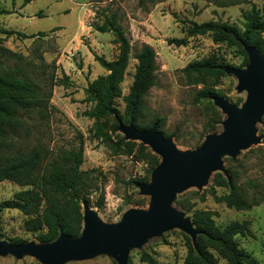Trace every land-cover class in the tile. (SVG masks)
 Listing matches in <instances>:
<instances>
[{"label": "rangeland", "instance_id": "rangeland-1", "mask_svg": "<svg viewBox=\"0 0 264 264\" xmlns=\"http://www.w3.org/2000/svg\"><path fill=\"white\" fill-rule=\"evenodd\" d=\"M222 3H226L224 6ZM2 8L11 11L0 15V29L22 32L5 34L0 32V47L20 55L1 54L7 63L21 67L24 74L36 80L43 98L47 99L46 113L38 110L24 114V125L12 138L14 150H30L41 147L46 153L43 167L58 157L61 151L77 148L78 134L84 136V163L81 169L89 175L84 193L89 195V206L104 223H120L134 209H146L150 196L141 193L138 185L130 184L135 178L144 177L148 169L145 162L136 161L125 154H114L109 147L93 140L90 128L94 120L86 115L92 103L86 100L88 83L107 70L95 59V55L107 60L117 57L119 47L111 33H102L93 27L101 23V13H116L132 46V55L143 44L151 45L156 51V84L144 97L146 110L141 123L150 126L154 117H164L163 130L171 136L180 151L197 149L205 137L224 130L226 118L212 99L195 101L196 94L204 87L214 88L217 96L224 97L236 106L246 100L247 91L239 92L238 78L233 74L216 79L206 78L204 83L195 84L186 78L182 69L192 61L216 55L237 68L243 67L244 56L237 47L215 44L210 35L189 36L191 21L198 23L221 20L243 28L244 14L253 7L264 12V0H219L218 4L207 0H0ZM43 32L44 35L39 33ZM35 35V36H32ZM187 38L182 45L170 43L172 39ZM137 60L131 58L127 75L122 83L123 95H127L133 82ZM217 84L214 85V83ZM124 112L122 98L116 100ZM221 122H218L220 121ZM258 144L241 150L235 158H224L225 167L236 174L238 185L251 198L256 192L264 197V119L257 123ZM119 133L124 135L120 130ZM139 142V141H138ZM149 147V146H148ZM150 148V147H149ZM151 149V148H150ZM213 172L201 188H188L179 193L191 212L175 207L192 218L196 210H209L219 226L235 220H251L252 237H237L240 247L264 264V201L250 210L229 208L223 201L214 198L209 189ZM249 182L258 185L252 189ZM15 182H0V202L11 199L14 193L27 189ZM219 197L229 192L227 187H215ZM101 192L106 195L102 208L96 206ZM205 193L201 201L196 194ZM144 202L143 204H139ZM84 212V208H83ZM26 216L16 209L0 210V239L11 242L41 243V231L30 232L24 222ZM143 252H150L160 264H182L187 253L184 233L172 229L160 236L152 237L141 247L130 251L129 261H141ZM0 264H40L32 255L17 258L9 253L0 255ZM64 264H118L108 253H97L85 259L65 261ZM219 264L226 260L219 258Z\"/></svg>", "mask_w": 264, "mask_h": 264}, {"label": "trees", "instance_id": "trees-1", "mask_svg": "<svg viewBox=\"0 0 264 264\" xmlns=\"http://www.w3.org/2000/svg\"><path fill=\"white\" fill-rule=\"evenodd\" d=\"M31 1L24 0V5ZM207 1L219 3V0ZM224 5L226 3L219 6ZM3 13H11V11L0 5V15ZM101 16L102 22L94 23L93 27L99 32L111 33L114 36L113 42L119 47V52L112 60L95 55L96 61L107 70V73L97 76L88 83L85 89L86 100L92 103V108L86 111V115L94 120L89 131L93 140L105 144L114 154H125L136 161L145 162L148 165L146 175L132 179L130 184L147 183L150 181L152 170L159 164L161 158L142 142L126 139L119 133V124L121 121L124 124L132 121L139 129H150L155 126L166 137H171L163 130L166 124L164 117H154L150 126H144L141 123L146 110L144 97L156 84V51L151 45L143 44L140 50L132 55L130 40L116 13L103 12ZM244 19L243 28L221 20L201 23L191 21L187 33L189 36L207 34L211 36L215 44L237 47L244 56L243 67H246L249 59L243 46L244 42L256 47L264 55V12L253 7L244 14ZM0 32L27 36L22 32L11 30L0 29ZM39 34L44 35L43 32ZM186 42L187 38L170 41L177 45ZM0 51L3 52L1 54L21 58L20 55L5 47H0ZM132 57L137 60L133 82L128 94L123 95L122 83ZM230 67L234 66L213 55L188 63L182 72L189 81L201 84L206 78L220 79L226 76L228 74L226 69ZM43 94L36 80L25 75L21 67L7 63L0 56V182L9 180L19 186H28L27 189L15 192L11 199L0 202V210L21 211L27 217L24 222L25 228L30 232L41 231L40 242L50 243L55 241L61 233L69 234L73 238H78L82 234L83 202L91 204V199L84 193L89 175L81 169L84 163L82 133L78 134L77 148L61 151L58 157L45 167L43 165L47 153L41 147H34L28 151L13 148L12 138L23 128L24 114H30L35 110L39 113H46L47 99L49 100L52 95L49 92L45 100ZM213 96H216L215 89L204 87L196 94L195 101L209 100ZM118 98H122L125 103L124 112L116 104ZM211 181L209 193L214 198L223 201L229 208L250 210L264 201V197L259 198L256 192L251 198L248 197V193L238 185L236 174L230 169L229 179L225 173L217 172ZM249 183L252 189L258 187L253 182ZM215 187H227L229 192L219 197ZM196 194L200 196L201 201L205 200V193L196 192ZM105 200L106 195L101 192L96 206L102 208ZM185 202L187 201L178 196L174 203L181 209L191 212L193 205ZM216 214L209 210L194 211L191 220L200 233L194 244L191 237L182 231L187 247L182 264H219V258L225 259L226 264H260L255 256L240 247L237 242V237L253 236L251 220H235L219 226L214 219ZM11 242L13 244L24 243L19 239H12ZM141 261L146 264H160L150 252H143ZM128 264L133 263L128 260Z\"/></svg>", "mask_w": 264, "mask_h": 264}, {"label": "water", "instance_id": "water-1", "mask_svg": "<svg viewBox=\"0 0 264 264\" xmlns=\"http://www.w3.org/2000/svg\"><path fill=\"white\" fill-rule=\"evenodd\" d=\"M243 46L249 59L247 66L230 67L226 72L238 78L237 89L247 91L246 100L236 106L224 97L213 96L214 104L226 114L222 122L224 130L207 135L197 149L178 150L172 138L155 126L139 129L132 121L120 122L119 130L126 139L142 142L161 158L151 172L150 181L138 184L141 193L150 196L149 208L131 210L120 223L108 224L83 202V230L78 238L61 233L50 243L20 244L0 239V255L11 253L21 258L28 254L41 264H64L108 253L118 264H128L132 249L172 229L188 234L196 244L200 231L185 212L175 207L177 195L191 187L201 189L213 172H223L229 179L224 158H235L241 150L261 141L256 126L264 118V55L245 42Z\"/></svg>", "mask_w": 264, "mask_h": 264}]
</instances>
